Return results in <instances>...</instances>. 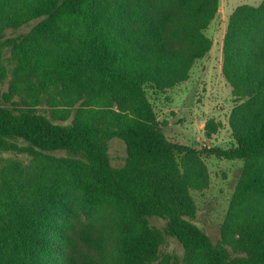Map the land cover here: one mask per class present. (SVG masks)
<instances>
[{"label":"trees","instance_id":"obj_1","mask_svg":"<svg viewBox=\"0 0 264 264\" xmlns=\"http://www.w3.org/2000/svg\"><path fill=\"white\" fill-rule=\"evenodd\" d=\"M218 6L0 0V82L10 76L0 152L29 157L0 158V264H177L160 256L166 236L184 264H264V0L233 8L224 32L235 145L205 150L243 163L215 242L192 220V190L208 183L201 152L167 138L145 87L188 78L211 48L204 30ZM218 126L207 121L206 135ZM114 137L125 143L120 166L108 153Z\"/></svg>","mask_w":264,"mask_h":264},{"label":"rangeland","instance_id":"obj_2","mask_svg":"<svg viewBox=\"0 0 264 264\" xmlns=\"http://www.w3.org/2000/svg\"><path fill=\"white\" fill-rule=\"evenodd\" d=\"M261 0H219L218 10L204 30L211 38L210 50L193 63L189 76L171 88L155 89L146 84L148 97L168 139L189 144L199 150L208 174L207 186L202 190H192L197 206L192 219L209 234L212 241L220 237V226L227 211L231 195L240 174L242 159H226L210 154L205 149L228 148L235 145L229 127V115L232 107L239 101L233 94L230 84L222 74V42L230 12L239 4L257 5ZM37 20L23 26L5 31L6 36H16L27 32ZM6 63V61H4ZM9 75L0 82V91L7 89ZM213 121L219 126L211 135H206L205 123ZM57 155L62 151L54 152ZM108 153L111 164L124 163L126 150L122 139L114 137L109 141ZM1 157L28 160L25 153L2 151ZM151 225L162 228L165 220L152 217ZM176 255L177 264H184V248L173 236H166L160 246V256Z\"/></svg>","mask_w":264,"mask_h":264}]
</instances>
